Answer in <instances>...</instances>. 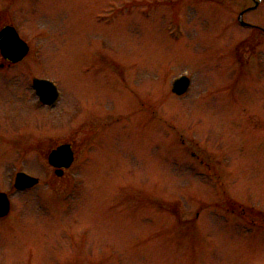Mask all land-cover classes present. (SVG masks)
<instances>
[{"label":"rangeland","instance_id":"obj_1","mask_svg":"<svg viewBox=\"0 0 264 264\" xmlns=\"http://www.w3.org/2000/svg\"><path fill=\"white\" fill-rule=\"evenodd\" d=\"M248 4L0 0V26L34 48L0 69V264H264V217L242 218L264 211V39L235 21ZM33 76L59 86L53 107L33 103ZM65 140L77 158L58 178L45 155ZM18 170L40 184L15 191Z\"/></svg>","mask_w":264,"mask_h":264},{"label":"water","instance_id":"obj_2","mask_svg":"<svg viewBox=\"0 0 264 264\" xmlns=\"http://www.w3.org/2000/svg\"><path fill=\"white\" fill-rule=\"evenodd\" d=\"M0 49L3 55L8 56L13 61L21 59L28 51L27 44L17 35L15 29L7 25L0 30ZM36 87L49 88L53 90L52 85L47 80L35 79ZM189 84L187 77L182 76L176 79L173 83V91L181 94ZM52 96H47L50 99ZM73 160L72 150L69 144L61 145L57 150L53 151L49 156V161L54 165L68 166ZM62 162V163H61ZM37 182V179L23 172H19L16 178V187L23 188L31 186ZM9 210V203L4 193H0V216L6 214Z\"/></svg>","mask_w":264,"mask_h":264},{"label":"flooded vegetation","instance_id":"obj_3","mask_svg":"<svg viewBox=\"0 0 264 264\" xmlns=\"http://www.w3.org/2000/svg\"><path fill=\"white\" fill-rule=\"evenodd\" d=\"M250 2L249 5H247L246 7H250V6H253L254 4H256V7L255 8H252V9H249V10H246V12L244 14H246L247 12H249V14H251V12H257V11H262L264 9V0H248ZM245 7V8H246ZM244 9V8H243ZM261 16H259V14H257L256 16H259V17H252L250 16V18L248 19V23L249 24H243L242 27L243 28H249L252 30V33H251V37H255V39L257 38V40L259 39V37L262 36V33H264V12L263 14H260ZM246 33V32H245ZM241 34L242 36L240 37L238 43H239V47L241 48V54L244 55L247 53V50H248V37H247V34ZM238 47V48H239ZM12 65V63L7 60V59H4L0 56V67H5V66H10ZM38 140V139H37ZM41 140V139H39ZM62 141H55L54 143H52V145L50 146V150L55 148L57 144L61 143ZM65 142V141H64ZM73 149L75 150V147L74 145H72ZM55 168H53V173H55Z\"/></svg>","mask_w":264,"mask_h":264}]
</instances>
